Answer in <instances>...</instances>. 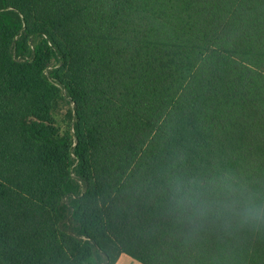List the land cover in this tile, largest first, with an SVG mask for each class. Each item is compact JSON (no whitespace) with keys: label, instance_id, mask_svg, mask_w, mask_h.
Wrapping results in <instances>:
<instances>
[{"label":"trees","instance_id":"obj_1","mask_svg":"<svg viewBox=\"0 0 264 264\" xmlns=\"http://www.w3.org/2000/svg\"><path fill=\"white\" fill-rule=\"evenodd\" d=\"M122 254L264 264V0H0V264Z\"/></svg>","mask_w":264,"mask_h":264},{"label":"rangeland","instance_id":"obj_2","mask_svg":"<svg viewBox=\"0 0 264 264\" xmlns=\"http://www.w3.org/2000/svg\"><path fill=\"white\" fill-rule=\"evenodd\" d=\"M70 109H71V106L67 103H64L62 112H60L56 116V118L58 120V124L62 128V130H66L68 128V119H67L66 113Z\"/></svg>","mask_w":264,"mask_h":264},{"label":"crops","instance_id":"obj_3","mask_svg":"<svg viewBox=\"0 0 264 264\" xmlns=\"http://www.w3.org/2000/svg\"><path fill=\"white\" fill-rule=\"evenodd\" d=\"M116 264H141L137 260L133 259L132 257L122 254Z\"/></svg>","mask_w":264,"mask_h":264}]
</instances>
